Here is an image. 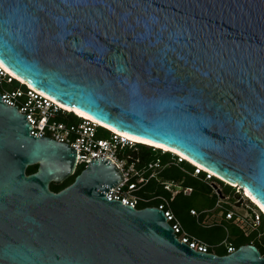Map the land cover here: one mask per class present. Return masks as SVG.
Listing matches in <instances>:
<instances>
[{
	"label": "water",
	"instance_id": "1",
	"mask_svg": "<svg viewBox=\"0 0 264 264\" xmlns=\"http://www.w3.org/2000/svg\"><path fill=\"white\" fill-rule=\"evenodd\" d=\"M0 65L264 209V0H0ZM25 117L0 96V264H264L253 244L199 252L158 208L107 200L123 180L108 156L51 191L76 149L31 135Z\"/></svg>",
	"mask_w": 264,
	"mask_h": 264
},
{
	"label": "built area",
	"instance_id": "2",
	"mask_svg": "<svg viewBox=\"0 0 264 264\" xmlns=\"http://www.w3.org/2000/svg\"><path fill=\"white\" fill-rule=\"evenodd\" d=\"M0 96L6 105L16 106L19 113L26 115V121L31 125V135L48 137L58 142L67 143L71 148L76 149V168L82 166L84 169L88 162L91 161V157L94 156L105 155L111 158L121 172L123 180L117 183L115 187H110L107 190L105 194L107 200H118L122 204L139 209L137 206L139 201L142 200L139 197V192L152 180L161 184L163 190L169 192L171 197H174L178 193H182L183 195H189L191 193L190 187H183L171 181L159 182V175L165 168L169 167V164H164L160 158L154 157L142 166L138 165L140 163L138 159L128 158L126 161L120 160L116 154V150L126 146L129 147L130 145L133 146L135 143H129L126 140L119 139L115 133L109 132L107 136L98 135V131H100L98 125L79 116H75L73 113L65 112L62 107L53 103L49 97L36 91L25 82L22 83L21 80L13 77L9 72H6L1 65ZM65 115H70L72 118L69 121L66 119V122L56 120V117ZM151 149L154 150L153 148ZM159 153L165 154L166 152L159 150ZM169 154L179 164H182L184 161L181 162L179 156H174L172 153ZM190 165L192 177L202 174L199 167ZM202 175L206 178V182L210 180L214 181L209 173H203ZM212 189L217 195L213 186ZM235 191L244 200L241 192ZM157 198L161 199L159 204H145L143 208L152 206L163 211L166 222L171 226L179 242L199 252L213 253L208 245L184 231L180 222L168 208L167 199L164 197ZM153 199H145L142 202L148 203ZM189 213L191 216L198 218L199 214L195 210H190ZM224 219L233 221L242 230H244L243 226H248L253 229L254 224L260 222L255 213L250 222L247 221L248 219L241 218L232 211H227L224 214ZM196 223L198 224L197 219ZM235 249L236 247L233 244L228 243L225 246L224 255L235 251Z\"/></svg>",
	"mask_w": 264,
	"mask_h": 264
},
{
	"label": "trees",
	"instance_id": "3",
	"mask_svg": "<svg viewBox=\"0 0 264 264\" xmlns=\"http://www.w3.org/2000/svg\"><path fill=\"white\" fill-rule=\"evenodd\" d=\"M57 120H60V118H57ZM63 121H66V120L64 119ZM103 128L101 126H99L98 129L105 131L107 134L110 132V130H107L106 128H105L106 129L105 130ZM98 135H100V134L98 133ZM100 136H103V135H100ZM133 146H135L136 152H134L135 150L130 149L128 146L125 147V150L132 151L130 153L131 154L130 157L132 159H138L140 162L138 164L139 166H142L144 163H147L148 161L152 160L154 158V154L159 153V150H160L158 148H153L152 146H148L146 144L137 143V142H135V144ZM133 146H132V148H133ZM137 147H139L140 150H138ZM151 148H153L154 150H151ZM125 150H123V148L118 150L117 156H119L120 154L124 155L127 152ZM168 156H170V154L168 152L160 155L162 162H164ZM181 165H185L187 168H191V165L189 163H186V162L182 163ZM82 170H83V167L78 166L72 176L68 177L66 180H64L60 184L50 183L49 189L53 192H58L59 190L65 188L66 186H68L72 183L75 176L77 174H79ZM35 171H36V165H31V166H28L26 168L25 173L30 174V173H33ZM180 173H181V175H180ZM183 173L180 170L176 171V169L167 167L161 172L160 180L164 179L166 181L174 182V181H177V179H182L183 187L185 186V187L191 188V193L189 195H183L182 193H178L170 199V193L163 190L161 184H159L155 180L150 181L139 193H141L143 195H147V196L150 194L151 195H163V196H165L170 202L169 208H170L171 212L175 215V217L181 223L182 227L187 232H189L190 234L195 235V236L199 237L200 239H203L207 242H212L214 240L220 239L219 237L221 235H223V230L219 229L218 226L209 227L208 229L200 228L199 226H197L195 224L194 219H192L193 216H191L189 213V211L191 209H199L200 210L203 208H206V209L212 208L214 203H215V198L214 197L208 198L205 193L204 194L206 195V198L205 197H204V199L201 198L200 195L202 193H200V188H197V185H196V187L194 186L195 185L194 183L198 184L196 179L190 175L185 176L184 175L185 173L184 174ZM213 179L216 180L217 182L227 186V187H232V186H229L227 184H224L223 182H221L217 178H213ZM232 188H234V187H232ZM151 192H153V194ZM203 192H204V190H203ZM149 205H157V203H155V204L149 203ZM260 223H262L264 225V218L262 215H260ZM254 231L251 232L248 237H245L243 235V232L240 231V229H238L235 226H231L228 235H229V237H231L232 243L234 244V246L236 248L239 247L240 245L247 244V243L253 244L260 251V254L264 256V249L259 247V244H258L259 241L256 240V238H255L256 232H254ZM215 254L224 255V251L217 252Z\"/></svg>",
	"mask_w": 264,
	"mask_h": 264
},
{
	"label": "rangeland",
	"instance_id": "4",
	"mask_svg": "<svg viewBox=\"0 0 264 264\" xmlns=\"http://www.w3.org/2000/svg\"><path fill=\"white\" fill-rule=\"evenodd\" d=\"M58 116L56 117V120L57 118H60V120H57V121H63L64 119L66 120H70L72 117L69 115V116ZM66 122V121H64ZM99 134L100 135H103V136H107L108 134L103 131V130H100L99 131ZM130 149L132 150H135V146H133L132 148V145L129 146ZM138 150H140L139 147H137ZM118 150H120L119 148L116 150V154L118 152ZM123 150H125V147L123 148ZM152 150V149H151ZM127 151L124 155H119L118 158L120 160H127L128 158L132 159L130 157V153L132 151H129V150H125ZM136 152V150L134 151ZM160 153H155L154 154V157L155 158H160ZM122 156V157H121ZM161 159V158H160ZM164 164H169V167L170 168H173V169H176L177 170H180L185 176H192L191 175V168H187L185 165H181L179 163H177V161L175 159H173V157L171 156H168L166 158V160L163 162ZM181 175V173H180ZM196 179L197 183H194L195 187L197 185V188H200V193H202L200 195L201 198L204 199V197L206 198V195L208 198H211V197H214L215 198V203L213 205L212 208H203V209H191V210H195L198 215V218H195L193 217L192 219H194V222L197 226H199L200 228H205V229H208L209 227H216L218 226L219 229L223 230V235H221L219 238L220 239H217V240H214L212 242H207L203 239H200L199 237L195 236V235H192L190 234L189 232H187L184 228V231L186 233H188L189 235H191L192 237L198 239L199 241L205 243L206 245L209 246V249L214 253H217V252H222L225 250V246L228 244V243H232V239L231 237H229V230H230V227L231 226H235L237 227L238 229H240L236 224H234L233 221L231 220H225L224 219V214L227 212V211H232L234 212L235 214H237L238 216H240L241 218H244V219H248L247 221H250L252 220V217H251V214H249V210L252 211L253 213L256 212L255 210V207L248 202V200L246 198H244V200H242V202L240 203L239 206H237V202L238 200L236 199V189L235 188H232V187H227L219 182H217L216 180H210L208 182H206V178L200 174L196 177H193ZM166 180H160V175H159V182H165ZM182 179H177V181H174L175 184H178V185H182L183 186V183H182ZM50 186V185H49ZM212 186L215 188L216 192H217V195L215 194V192L213 191L212 189ZM185 187V186H184ZM204 190V192H203ZM153 194V192H151ZM206 195H205V194ZM139 197L142 199L139 201L138 203V208L141 209L143 208V206L145 204H149V203H157L159 204L161 202V199L157 198V197H164L165 199H167L165 196L163 195H143L141 193H139ZM154 198V199H153ZM171 195H170V199H171ZM145 199H153L151 201H149L148 203H145V202H142L143 200ZM168 200V199H167ZM167 204H168V208H169V200L167 201ZM170 209V208H169ZM171 211V210H170ZM175 216V215H174ZM260 217V216H259ZM196 219L198 221V224L196 223ZM178 220V219H177ZM190 220V219H189ZM181 224V223H180ZM263 227H262V226ZM244 230L240 229L241 232H243V235L245 237H248L250 235L251 232H256L255 234V238L257 241H259V247L264 249V225L262 223H255L254 224V227L253 229L251 227H248V226H243ZM256 243V242H255ZM257 244V245H258ZM234 245V244H233Z\"/></svg>",
	"mask_w": 264,
	"mask_h": 264
},
{
	"label": "bare ground",
	"instance_id": "5",
	"mask_svg": "<svg viewBox=\"0 0 264 264\" xmlns=\"http://www.w3.org/2000/svg\"><path fill=\"white\" fill-rule=\"evenodd\" d=\"M5 69V68H4ZM5 71L6 72H9L8 70H6L5 69ZM11 75H13V77H15V78H17V79H19V80H21L22 81V83H24V81L22 80V79H20V78H18L17 76H15L14 74H12L11 72H9ZM53 103H56L57 105H59L60 107H62L64 110H65V112L67 111V112H69V113H73L75 116H79L80 118H84V119H86V120H88V121H90V122H93L94 124H96V125H98V126H101V127H104V128H106V129H108V130H110V132H112L113 134L115 133V134H117V136L119 137V139H123V140H126L127 142H137V143H142V144H146V145H148V146H152L153 148H158V149H160V150H163V152L165 151V152H169V153H172L174 156H179V158H180V161L182 162L183 160V162H187V163H189V164H192V165H194V166H196V167H199L200 169H201V173H204V174H207V173H209L210 175H211V178L213 179V178H217L218 180H220L221 182H223L224 184H227V185H229V186H232V187H234L236 190H237V192H241V194H242V196H243V198H246L247 200H248V202L249 203H251L254 207H255V210H256V212H255V214H256V216H258V219L260 220V215H262L263 216V218H264V209L252 198V197H250V195L247 193V192H245L244 191V193L235 185V184H230V183H228L227 181H225L224 179H222L221 177H219V176H217L216 174H213V173H211V172H209L208 170H206L204 167H202V166H200L199 164H197V163H195V162H193V161H191L189 158H187L186 156H184L183 154H181L180 152H178V151H176L175 149H172V148H169V147H166V146H163V145H158V144H155V143H152V142H146V141H141V140H137V139H134V138H131V137H128L127 135H125V134H122V133H120V132H117V131H115L114 129H112L111 127H109V126H107V125H104V124H102V123H100V122H98V121H96V120H94V119H92V118H89V117H87V116H85V115H82V114H79V113H77V112H75V111H73L72 109H70V108H67V107H65V106H62L61 104H59V103H57V102H55L54 100H52V99H50ZM182 162V163H183Z\"/></svg>",
	"mask_w": 264,
	"mask_h": 264
},
{
	"label": "clouds",
	"instance_id": "6",
	"mask_svg": "<svg viewBox=\"0 0 264 264\" xmlns=\"http://www.w3.org/2000/svg\"><path fill=\"white\" fill-rule=\"evenodd\" d=\"M103 129H105V128H103ZM108 130V129H107ZM112 133V132H111ZM133 143H135V142H133Z\"/></svg>",
	"mask_w": 264,
	"mask_h": 264
}]
</instances>
